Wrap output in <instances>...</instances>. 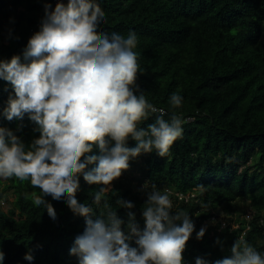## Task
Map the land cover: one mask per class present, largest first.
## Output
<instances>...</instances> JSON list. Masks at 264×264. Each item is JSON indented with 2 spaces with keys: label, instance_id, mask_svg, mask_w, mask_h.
Returning a JSON list of instances; mask_svg holds the SVG:
<instances>
[{
  "label": "trees",
  "instance_id": "obj_1",
  "mask_svg": "<svg viewBox=\"0 0 264 264\" xmlns=\"http://www.w3.org/2000/svg\"><path fill=\"white\" fill-rule=\"evenodd\" d=\"M46 2L54 7L52 0H0V59L22 57L28 39L39 30ZM96 2L105 13L98 28L101 34H136L137 84L147 100L168 113L176 112L184 121L182 136L166 156L153 151L131 159L129 169L112 182L106 198L114 207L118 198L133 202L132 211L142 227L145 195L140 189L146 182L162 193L167 188L183 194L195 192L197 201L188 202L168 194L172 211H187L195 224L183 253L184 264H195L196 257L222 258L235 239L246 240L264 253V225L259 222L264 221V0ZM11 91L0 80V111ZM173 93L182 97L179 108L170 106ZM154 120L155 114H150L139 127ZM20 123L24 127L17 132ZM0 127L12 129L26 144L38 136L27 117L9 122L0 116ZM128 143L130 147L135 144ZM90 154H99L98 149L94 147ZM136 169L134 188L127 175ZM79 183L78 201L91 204V193L100 186L87 184L83 176ZM33 192L42 194L30 182L0 178V199L9 206L7 210L0 207L3 264H77L69 250L83 232L85 218L74 215L63 198L46 197L57 213L53 221L46 209L33 205ZM93 208L95 219L99 210ZM212 210L239 226L221 228L215 222L198 241L196 232L210 219ZM248 210L252 211L250 220L244 218ZM117 212L126 219L125 209ZM217 237L225 241L223 252L215 244ZM29 250L34 255L31 262L24 259Z\"/></svg>",
  "mask_w": 264,
  "mask_h": 264
},
{
  "label": "clouds",
  "instance_id": "obj_2",
  "mask_svg": "<svg viewBox=\"0 0 264 264\" xmlns=\"http://www.w3.org/2000/svg\"><path fill=\"white\" fill-rule=\"evenodd\" d=\"M104 16L96 0H57L54 7L46 2L39 30L28 39L22 57L0 59V80L12 90L0 116L9 122L27 117L38 133L26 144L12 129L0 127V178L27 181L39 189L42 194L33 192L32 203L46 209L53 221L57 213L46 197L63 198L74 215L85 218L84 230L69 250L77 264H184L195 224L187 211H172L167 191L148 182L142 186V227L133 202L118 198L114 207L106 198L131 159L153 151L166 156L182 136L184 121L147 100L137 84L136 34H101ZM169 103L179 108L182 97L173 93ZM150 114L155 120L139 127ZM23 127L18 124L16 131ZM94 147L99 154H90ZM81 176L100 186L91 193V204L77 199ZM93 205L99 210L95 219ZM119 208L126 210V219L118 216ZM215 222L205 221L196 239L202 240ZM215 244L224 251L220 237ZM228 251L214 261L196 257L195 264H264V253L246 240L235 239ZM4 259L0 251V264ZM24 259L34 260L32 250Z\"/></svg>",
  "mask_w": 264,
  "mask_h": 264
},
{
  "label": "built area",
  "instance_id": "obj_3",
  "mask_svg": "<svg viewBox=\"0 0 264 264\" xmlns=\"http://www.w3.org/2000/svg\"><path fill=\"white\" fill-rule=\"evenodd\" d=\"M52 2L54 4V6H55L57 0H52ZM65 3H66V0H65ZM161 109H164V108H161ZM187 120H191V118L188 117ZM165 191H167V194H172L174 197H177L179 200H183L185 202L191 201L193 199H194V201H197L195 192H190V193H187V194H183V193H179V192H173V191H171L168 188L165 189ZM244 218L246 220H250L251 219V214L250 213H246L244 215ZM210 219L212 221H216V223H219L221 228L231 225L232 229H236L239 226V223L237 221L234 220V221L230 222L229 219L224 217L223 215L222 216H217L216 212L213 211V210L211 211V218ZM260 223L263 224V220H260ZM248 228H249V225L246 224V229H248Z\"/></svg>",
  "mask_w": 264,
  "mask_h": 264
},
{
  "label": "rangeland",
  "instance_id": "obj_4",
  "mask_svg": "<svg viewBox=\"0 0 264 264\" xmlns=\"http://www.w3.org/2000/svg\"><path fill=\"white\" fill-rule=\"evenodd\" d=\"M252 162V159L249 161V163ZM137 169L134 170V172L130 173L129 175H127V178L129 179V184H131L134 188H136V183L135 181L133 180V177L135 175H137L136 173ZM8 200H11L13 197L11 196V194L8 195ZM4 201V202H3ZM0 207L4 210H7L8 209V201H6L5 199H0ZM206 225V224H205Z\"/></svg>",
  "mask_w": 264,
  "mask_h": 264
}]
</instances>
